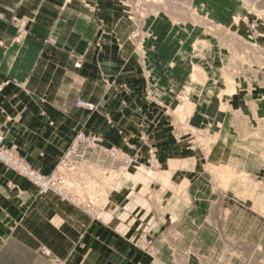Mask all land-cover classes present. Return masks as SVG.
<instances>
[{"label": "crops", "instance_id": "obj_1", "mask_svg": "<svg viewBox=\"0 0 264 264\" xmlns=\"http://www.w3.org/2000/svg\"><path fill=\"white\" fill-rule=\"evenodd\" d=\"M127 1L0 0V132L7 147L48 173L74 134L87 130L141 155L154 144L162 159L161 178L124 179L96 218L55 193L39 194L0 163V264L222 263L209 257L218 245L206 226L218 183L204 176L207 165L179 143L180 134L164 128V75L154 53L145 63L136 56ZM18 22L26 24L21 40ZM146 89L160 92V103L137 97ZM220 182L221 193L233 188L228 175ZM140 231L155 237L154 256L133 245Z\"/></svg>", "mask_w": 264, "mask_h": 264}, {"label": "rangeland", "instance_id": "obj_2", "mask_svg": "<svg viewBox=\"0 0 264 264\" xmlns=\"http://www.w3.org/2000/svg\"><path fill=\"white\" fill-rule=\"evenodd\" d=\"M125 12L136 25L131 36L136 56L145 63L154 53V65L164 75V128L180 134L179 143L207 165L204 176L218 183L206 223L214 228L218 246L209 257L221 264H264V0H129ZM25 34V22H18L16 38ZM81 65L80 59L74 62L75 68ZM145 77L138 75L137 82ZM159 95L137 91L150 104L160 103ZM80 100L75 104L95 110L94 104ZM0 136L7 157H0V163L7 170L39 194L55 193L93 218L124 179L162 177L160 149L154 144L141 155L107 142L100 133L80 130L45 173ZM225 175L233 179V188L221 193ZM37 177L56 185L46 189ZM132 243L143 253L157 252L148 232L140 231Z\"/></svg>", "mask_w": 264, "mask_h": 264}, {"label": "built area", "instance_id": "obj_3", "mask_svg": "<svg viewBox=\"0 0 264 264\" xmlns=\"http://www.w3.org/2000/svg\"><path fill=\"white\" fill-rule=\"evenodd\" d=\"M78 65H79V64H76V66H78ZM80 103L86 105V103L83 102V100H80V101H79V104H80ZM82 138L86 139V141L88 140L85 136H84V137L82 136ZM1 139H2V137L0 136V142H1ZM5 154H6V153L3 152V151L1 150V148H0V157H2V158H6V159H7V157L5 156ZM14 165H18V167H19V169H20L21 171H23V172H25V173H27V174H30V175L36 177V176L33 174V172H31V171L29 170V168L23 166L22 164H14ZM37 179L40 180V181L43 183L44 188H46V189H47V188H54L55 185H56L55 181H52V180H47V181H45V180H41L39 177H37Z\"/></svg>", "mask_w": 264, "mask_h": 264}]
</instances>
